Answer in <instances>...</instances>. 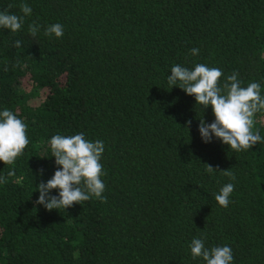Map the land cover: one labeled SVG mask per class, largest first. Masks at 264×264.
<instances>
[{
  "label": "trees",
  "instance_id": "16d2710c",
  "mask_svg": "<svg viewBox=\"0 0 264 264\" xmlns=\"http://www.w3.org/2000/svg\"><path fill=\"white\" fill-rule=\"evenodd\" d=\"M21 3L32 9L22 28H0V111L24 121L29 144L0 162V264H205L193 238L230 246L233 264H264V110L253 148L204 143L211 107L167 82L173 65L202 63L222 71L220 85L235 71L264 97V0H0V12L23 15ZM54 23L61 38L44 35ZM80 132L104 142L107 201L46 210L36 185L58 168L50 138Z\"/></svg>",
  "mask_w": 264,
  "mask_h": 264
},
{
  "label": "clouds",
  "instance_id": "9594fccd",
  "mask_svg": "<svg viewBox=\"0 0 264 264\" xmlns=\"http://www.w3.org/2000/svg\"><path fill=\"white\" fill-rule=\"evenodd\" d=\"M12 4L8 5L11 9ZM23 15H16L7 10L0 12V28L8 29L15 33L19 31L24 18L31 15L32 9L26 3L19 5ZM40 26L33 22L28 26V32L35 37ZM45 36L61 38L64 35L63 25L54 23L46 27ZM21 41L16 40L13 47H20ZM192 55H198L199 49L192 48ZM167 76L171 87L176 86L185 94L194 96L196 105L202 110L211 107L214 120L205 123L199 119L198 132L204 143H210L213 138L220 140L234 151H246L253 148L262 137L254 131V115L264 110V97L261 96V86L257 82H250L242 86L238 73L228 75L223 85H220L222 71L206 64H196L191 70L179 64L173 65ZM191 121H186L188 131ZM27 125L12 111H0V162L13 165L29 144L26 134ZM52 157L58 166L52 177L47 182L36 185L39 196L36 203L43 205L46 210L67 209L74 204H81L92 198L107 201L103 195L105 184L101 158L104 152L102 140L90 141L83 132L71 136L54 135L49 141ZM205 171L212 174L219 170L205 164ZM225 176L235 180V175L227 170H219ZM42 172V170H41ZM9 171L7 176H13ZM6 177H0V183H6ZM233 183L225 184L217 194L215 201L221 207H227L230 196L234 191ZM53 189L58 190V195H50ZM190 251L193 259L202 258L205 264H233L234 256L230 246L205 247L203 238H193L190 242Z\"/></svg>",
  "mask_w": 264,
  "mask_h": 264
}]
</instances>
